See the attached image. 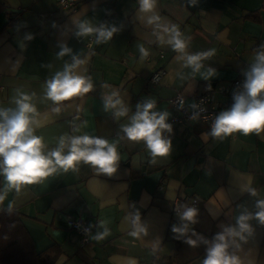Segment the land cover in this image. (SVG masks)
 Listing matches in <instances>:
<instances>
[{
	"label": "crops",
	"instance_id": "0c3cea01",
	"mask_svg": "<svg viewBox=\"0 0 264 264\" xmlns=\"http://www.w3.org/2000/svg\"><path fill=\"white\" fill-rule=\"evenodd\" d=\"M153 14L160 16L162 24L179 26L188 53L215 49V55L202 62L200 73L184 67L181 54L171 45L160 43L154 32L164 35L165 41L168 37L147 23ZM82 20L95 27L115 26L118 31L110 41L97 44L95 34L75 36ZM27 33L35 38L24 40ZM61 44L85 61L76 71L90 76L94 88L62 102L57 114L52 111L56 105L44 99V89L65 62L71 63L70 55L57 58ZM262 44L264 0H197L195 6L189 0H157L154 13L147 14L139 12L138 0H79L74 9L61 7L57 0H0V108L15 107L17 90L34 93L32 102L40 122L35 134L49 148L66 133H87L110 142L119 140L121 156L112 176L81 163L77 171L60 170L40 183L23 186L19 194L9 191L0 210L13 203L37 252L58 247L54 264H202L208 245L185 243L189 236L196 239L191 231L175 238L179 234L172 232V226H180L176 213L183 208L175 211L173 207L178 201L194 207L191 199L197 198L199 211L192 228L209 241L224 226L235 225L245 208L254 213L256 200L264 199V131L213 138L206 123L173 120L177 109L170 99L181 94L191 103L196 95L213 91L223 101L217 89L229 86L247 70ZM138 45L149 51L147 58L141 57ZM209 67L217 75L204 80L201 73ZM157 69H164L165 75L151 82ZM112 88L119 90L129 106V116L137 102L148 98L156 100L155 111L170 113L167 122L173 132L165 133L172 141L168 156L157 157L153 163L143 142L122 138L120 125L128 118L116 120L103 107V96ZM228 108L222 106L219 112ZM249 186L256 189V197L245 190ZM4 188L0 176V191ZM137 211L147 230L139 238L129 235ZM77 217L90 226L84 243L81 234L68 225L69 219ZM99 221L107 222L109 234L96 240L97 231H103ZM249 224L253 234L246 242L237 238L229 252L241 264H264V225L255 219Z\"/></svg>",
	"mask_w": 264,
	"mask_h": 264
},
{
	"label": "clouds",
	"instance_id": "9594fccd",
	"mask_svg": "<svg viewBox=\"0 0 264 264\" xmlns=\"http://www.w3.org/2000/svg\"><path fill=\"white\" fill-rule=\"evenodd\" d=\"M157 0H138L139 12L154 13ZM190 6H195L197 0H189ZM160 16L153 14L147 17L149 25H155L164 35L154 32L161 44L171 45L172 50L181 54L184 67L191 68L193 73H200L204 67L203 61L215 55V49L188 53V42L183 38L179 26L172 24L170 27L160 23ZM76 37H87L95 34L96 43L110 41L113 34L118 31L115 26L101 24L95 27L88 20H82L77 24ZM31 33L23 37L26 41L34 39ZM60 51L57 58L62 59L66 55L71 56V63L65 62L62 71L45 82L44 99L49 100L56 107L52 111L59 114L60 105L73 97L84 96L93 91L92 78L77 73V69L85 63L78 53L66 44L59 45ZM142 58L149 56V51L138 45ZM217 75V70L209 67L201 73L204 80H209ZM243 90L233 93V103L230 108L216 114L210 125L209 135L222 139L233 133L240 132L243 135L264 131V44L255 50L254 57L249 63V68L243 72ZM106 87H108L106 85ZM35 94H28L17 90L13 98L15 107L0 108V176L4 178L5 188L0 191V203L6 198L9 191L15 190L17 194L25 185L42 182L47 177L60 170L68 172L77 171L83 163L91 165L97 173L112 176L118 167L121 156L117 146L119 140L109 141L102 137H94L85 133L83 135H61L55 147L49 148L42 136L35 134L40 122L37 119L39 113L32 102ZM105 111H111L113 117L119 120L127 117L128 122L121 124L122 138L132 142H143L155 163L157 157H165L170 154L172 141L165 133L173 132L172 124L168 123L170 115L167 111H155L156 100L148 98L137 102L136 110L129 116L130 108L122 99L118 89L112 88L109 94L103 96ZM180 108H183L181 103ZM190 108L197 109L198 104L192 103ZM203 111V109H201ZM200 112H194L189 119L197 121ZM76 131H80L79 128ZM249 195L256 197L255 188L246 187ZM256 211L249 212L246 208L236 217L235 225L224 226L221 232L215 234L211 241L198 235L192 228L197 223L198 208L182 205L183 211L177 212L180 226L173 225L172 232L176 239H180L189 231L191 236L184 241L191 247H197L202 243L208 245L202 264H241L240 258L229 252V248L235 244L237 238L240 241L247 240L253 234L249 221L255 219L260 225H264V199L256 200ZM13 203L8 205V213L11 214ZM133 230L129 233L132 237L139 238L140 234L147 235L146 228L140 222V214L137 211L131 219ZM98 227L103 231H97L94 239L101 240L109 234L106 221H99ZM247 234V235H245ZM239 247V244H236Z\"/></svg>",
	"mask_w": 264,
	"mask_h": 264
},
{
	"label": "built area",
	"instance_id": "2783aa9c",
	"mask_svg": "<svg viewBox=\"0 0 264 264\" xmlns=\"http://www.w3.org/2000/svg\"><path fill=\"white\" fill-rule=\"evenodd\" d=\"M59 5L63 8L74 9L76 5L79 3V0H57ZM78 41H82L79 38ZM92 42V37L88 38V45ZM165 75L164 69H157L151 74L150 80L152 82H159L163 76ZM243 81L244 76L243 73L240 74L238 77L232 80L229 86H220L217 89L219 94H223L224 99L220 101L217 99L216 93L213 91H206L201 94H198L194 97L191 103H187L186 97L181 94H176L171 97L170 102L171 105L177 109V112L173 116V120L177 121H185L189 120V117L194 112H200V116L198 118L199 121L206 123L209 127L211 123L214 121L216 114L219 113V109L222 106L231 107L233 103V93H239L243 90ZM197 103L198 108L192 109L190 105L192 103ZM181 103H183V108H180ZM203 109V111H201ZM191 204L194 207H198L199 200L197 198L191 199ZM182 204L180 201L175 203L174 210L180 211ZM68 225L77 230L81 234V242L84 243L88 240V235L90 232V226L85 223V221L81 218H74L68 220ZM140 264H160L159 262H141Z\"/></svg>",
	"mask_w": 264,
	"mask_h": 264
},
{
	"label": "trees",
	"instance_id": "16d2710c",
	"mask_svg": "<svg viewBox=\"0 0 264 264\" xmlns=\"http://www.w3.org/2000/svg\"><path fill=\"white\" fill-rule=\"evenodd\" d=\"M7 209L0 210V264H54L60 249L52 245L37 252L19 212ZM52 251H57L54 257L49 256Z\"/></svg>",
	"mask_w": 264,
	"mask_h": 264
},
{
	"label": "rangeland",
	"instance_id": "374dc122",
	"mask_svg": "<svg viewBox=\"0 0 264 264\" xmlns=\"http://www.w3.org/2000/svg\"><path fill=\"white\" fill-rule=\"evenodd\" d=\"M152 82V81H151ZM206 92V91H205ZM203 93V92H202ZM201 94V93H200Z\"/></svg>",
	"mask_w": 264,
	"mask_h": 264
}]
</instances>
